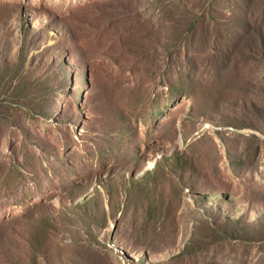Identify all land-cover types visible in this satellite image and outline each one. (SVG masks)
<instances>
[{"label":"rangeland","instance_id":"1","mask_svg":"<svg viewBox=\"0 0 264 264\" xmlns=\"http://www.w3.org/2000/svg\"><path fill=\"white\" fill-rule=\"evenodd\" d=\"M246 6L0 0V264H264Z\"/></svg>","mask_w":264,"mask_h":264},{"label":"trees","instance_id":"2","mask_svg":"<svg viewBox=\"0 0 264 264\" xmlns=\"http://www.w3.org/2000/svg\"><path fill=\"white\" fill-rule=\"evenodd\" d=\"M252 1L253 0H244V3L247 4L246 6L247 14H249L248 12L250 11L249 9L253 10ZM245 25L249 30L252 31L251 36L250 34L248 35V40L251 42L250 45L253 48V49L250 48L251 53H263L264 54V30L262 29V27L264 26V20L262 19L260 21H254L253 23L247 21ZM173 158L179 159L178 154L173 156ZM167 160H170V158Z\"/></svg>","mask_w":264,"mask_h":264}]
</instances>
